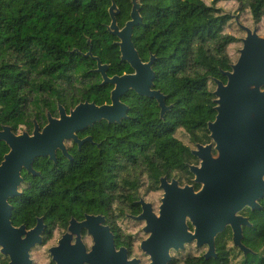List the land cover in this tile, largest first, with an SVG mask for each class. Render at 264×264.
<instances>
[{"label": "trees", "instance_id": "obj_1", "mask_svg": "<svg viewBox=\"0 0 264 264\" xmlns=\"http://www.w3.org/2000/svg\"><path fill=\"white\" fill-rule=\"evenodd\" d=\"M112 1L123 27L131 18V0H0V69H25L21 88L33 98L29 101L38 103L41 116L50 108L46 98H54L56 113L59 103L69 110L84 101L110 102L113 86L102 84L94 70L96 60L85 56L90 49L109 66L110 76L133 72L121 61L119 38L108 30ZM220 1L230 0H141L143 21L134 28L132 40L142 61L153 56L154 88L164 94L169 109L162 117L156 99L129 91L121 98L130 106L128 116L120 123L103 120L80 131V137L91 135L94 143L81 149L71 144L72 161L61 152L56 165L36 159L42 176L11 201L14 225L31 228L43 217L46 242L56 229H65L71 217L105 213L111 219L114 209L121 215L138 214L135 191L145 180L151 188L164 175L191 182L188 165L197 160L178 134L184 131L191 143L209 140L207 123L216 115L215 80L226 82L224 72L233 63L228 48L240 39L225 33L232 15L217 5ZM236 1L255 22L264 18V0ZM3 97L0 91V111L5 110ZM105 137L111 142L105 150L108 179L103 189H116L112 180L117 173V201L102 196L97 143ZM0 264H10L1 253Z\"/></svg>", "mask_w": 264, "mask_h": 264}, {"label": "water", "instance_id": "obj_2", "mask_svg": "<svg viewBox=\"0 0 264 264\" xmlns=\"http://www.w3.org/2000/svg\"><path fill=\"white\" fill-rule=\"evenodd\" d=\"M131 3V18L120 27L117 21L119 9L112 1L109 8L112 20L108 30L119 38L117 44L121 61L128 62L133 72L110 76L109 66L100 57L94 56L91 49L85 54L96 60L97 67L94 70L101 74L102 84L114 85L110 103L99 105L95 101H84L69 111L58 104L59 116L55 118L48 113V123L42 130L36 124L34 135L26 133L16 137L18 142L11 144L12 151L0 165V253L9 258L10 264H32L30 252L43 242L42 235L46 229L43 217L37 218V224L32 228L25 224L16 226L11 220L14 207L9 200L20 194L22 167L37 176L41 173L32 166L35 157L48 156L56 162V154L60 150L71 158L66 141L76 142L79 148L93 141L90 136L79 138L78 133L82 129L102 120L115 124L127 117L129 106L121 98L129 90L156 99L162 117L169 109L164 94L154 88L153 56L148 61H142L132 40L134 28L143 19L140 13L141 0H131ZM241 28L246 32L245 38H242L243 47L238 59L231 64V70L224 72L227 82L215 80L217 114L207 127L218 154H212L213 143L197 144L192 154L200 159V165H188L195 175L194 182L202 184L203 189L196 193L189 184L180 186L177 179L168 182L166 176L161 177L160 186L165 188V193L159 213L155 214L150 202L141 201L143 213L136 218L146 220V232L152 231L153 235L174 234V239L182 242L183 235L189 234L187 218L194 224L198 220L202 224L203 220H207L218 230L229 220L235 209L231 208L234 202L228 196V187L259 186L261 195H264V90L261 91L264 85V35L259 36L256 29ZM4 131H10V127L5 126ZM104 221L101 215H87L83 222L71 218L68 230L59 240L56 250H67L65 245L71 242L74 234L77 235L76 242L82 243V228L89 229L93 235L98 245L92 247L94 252L102 250L101 244H112L113 234L108 226H103ZM143 246H148V238L143 241ZM104 248L112 252L114 250L113 246Z\"/></svg>", "mask_w": 264, "mask_h": 264}, {"label": "flooded vegetation", "instance_id": "obj_3", "mask_svg": "<svg viewBox=\"0 0 264 264\" xmlns=\"http://www.w3.org/2000/svg\"><path fill=\"white\" fill-rule=\"evenodd\" d=\"M22 71H25V69L16 68L11 69L10 71H8V69H0V91H2V95L4 96L3 98L5 100V110L0 111V113H3L0 114V165L4 162L3 160H5V157L12 151V145L18 142L16 137L22 136L26 133L29 136L34 135L33 130H35L36 124L39 126L40 130H42L48 123V113H50L51 116L55 118L59 116L58 110L56 113L54 108H52L54 104V98H46L45 101H47V103L50 105V108L46 107L44 109V117L37 112L38 103L35 101H29L33 98L28 96L27 92L21 88V83L25 80V75L22 73ZM1 78L3 79L1 80ZM112 86L114 88V85ZM215 89L213 90V95ZM262 90H264V85L261 88V91ZM215 99L216 97L214 95V100ZM5 126H9L10 131H4ZM208 134L209 140L204 144L195 143V148H191V154L192 150L196 149L197 144L206 145L213 143L212 154L213 156H217L218 151L215 149V142L211 137V131L209 130V127ZM88 136H90L93 140L91 135H85L84 137L79 136V138L82 139ZM110 142L111 141L108 139V137H105L97 143L99 152L98 159L100 163V184L102 187V196L107 199L112 197V200L117 201L120 199L117 190V173H113L114 176L112 180L113 185H116V189L105 191L103 189V186L106 185V181L108 179L104 173L106 165L104 159L105 150ZM73 143L76 142L72 140L66 141L67 151L71 158L66 157L60 150L57 151L56 162L48 156L35 157V159H33L32 166L34 170L40 172L41 175L34 176L32 173L28 172L25 167H22L20 169V174L23 178V181L19 187L20 194L10 198L9 201L11 202L16 197L22 196L23 188L26 185L28 186L32 179L36 180L41 178L42 172L35 166L37 161L36 159L44 158V160L56 165L58 162V153L61 152L68 161H72L74 158L69 152V146ZM87 143H94V140ZM115 151H117V147L114 145V156L111 158L113 159L112 165L114 170L118 164L116 158L117 154H115ZM193 157L195 156L193 155ZM195 158L197 162L191 163L189 165H200V159L198 157ZM190 173L192 178L191 182L188 183H180L176 177L168 178L166 175L164 176L167 177L168 182H171L172 179H177L180 186L189 184L194 187L196 193L200 192L203 189L202 184L195 183V175L192 174L191 171ZM160 178L158 185L153 188L149 187V189H159L164 195L165 188L160 186ZM141 187H143V185H141L139 189L135 191V201L139 203L141 209L138 214H132L127 211L121 215L118 210L114 209L111 219L109 218L110 216L105 213H86L82 219L71 217L75 218L78 222H83L86 220L87 215L103 216V218H105L103 226H108L113 234L114 242L112 244H101L100 246H103L102 250L94 252L92 247L98 245H96L94 242V237L89 233V229L82 228L80 232L82 243L76 242L77 235L74 234L71 242L65 245L67 250H56V248H59V240L68 230L71 221V218H69L70 220L68 221L67 227L63 229L64 231L61 237L57 240V242L53 243L49 246V248H47L49 253V264H264V195H261L259 186L228 187V196L230 197L231 201L234 202L231 208L235 209L232 210L229 220L226 221L223 227L219 228L218 230L214 224H211V222L207 223V220H203V224L200 220L194 224L191 219L187 218L186 223L189 234L183 235L182 242H179V239L175 240L174 238L176 235L174 234L167 233L153 235L152 231L146 232V220L136 219L137 216L143 213L141 201L147 202V200L141 195ZM145 192H147V187ZM163 195L160 197V204L157 207H155L151 201H148L152 204L155 214L159 213ZM120 216L130 218L133 221H137L142 224L141 229L145 236L140 239V241L136 242L134 236L131 234H124L118 225ZM209 220H211V218ZM42 236L43 242L37 246L45 244L44 238L46 236V229ZM120 236H125L124 239H126V241H122ZM147 238L148 246H143V241ZM104 246H113V252L109 248H104ZM53 249L54 251H52ZM33 250L34 249L32 248L30 256L33 261L32 264H35L32 257Z\"/></svg>", "mask_w": 264, "mask_h": 264}, {"label": "rangeland", "instance_id": "obj_4", "mask_svg": "<svg viewBox=\"0 0 264 264\" xmlns=\"http://www.w3.org/2000/svg\"><path fill=\"white\" fill-rule=\"evenodd\" d=\"M207 3H211L212 0H205ZM219 7L223 8L225 13L231 14L232 19L225 26V33L234 34L236 37L240 39L232 43L228 48V53L230 58H232V62L234 63L239 55L240 49L243 47L242 38H245L246 32L241 28V26H245L250 28L251 30L256 29L257 34L260 36L264 35V18L260 20V22H255L251 13L248 10H241L239 8V4L236 0L230 1H220L217 4ZM213 87V86H212ZM216 86L214 87V89ZM179 138L185 143L188 144L191 148H195V143H191L188 135L181 130L178 134ZM188 183V182H184ZM143 187H141V195L147 200L151 201L155 207L160 204V197L163 195L162 191L159 189L149 190L148 185L146 184V180L142 183ZM147 187V192L146 187ZM145 192V193H144ZM118 225L124 234H131L135 237V241L138 242L142 239L145 234L142 232V224L137 221H133L130 218L120 216ZM63 229H56L53 233L51 239L45 242L44 245H39L36 248H33L32 257L34 259L35 264H49V253L48 249L50 245L57 242V240L63 234Z\"/></svg>", "mask_w": 264, "mask_h": 264}]
</instances>
